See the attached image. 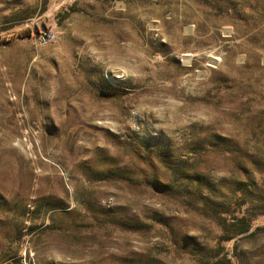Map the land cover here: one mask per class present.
I'll list each match as a JSON object with an SVG mask.
<instances>
[{
    "label": "rangeland",
    "instance_id": "1",
    "mask_svg": "<svg viewBox=\"0 0 264 264\" xmlns=\"http://www.w3.org/2000/svg\"><path fill=\"white\" fill-rule=\"evenodd\" d=\"M11 257L264 264V0H0Z\"/></svg>",
    "mask_w": 264,
    "mask_h": 264
},
{
    "label": "trees",
    "instance_id": "2",
    "mask_svg": "<svg viewBox=\"0 0 264 264\" xmlns=\"http://www.w3.org/2000/svg\"><path fill=\"white\" fill-rule=\"evenodd\" d=\"M5 264H17V262L15 259H13V257H11L5 261Z\"/></svg>",
    "mask_w": 264,
    "mask_h": 264
},
{
    "label": "built area",
    "instance_id": "3",
    "mask_svg": "<svg viewBox=\"0 0 264 264\" xmlns=\"http://www.w3.org/2000/svg\"><path fill=\"white\" fill-rule=\"evenodd\" d=\"M40 40L42 41V43H45V42L48 40V36L43 34V35L40 37Z\"/></svg>",
    "mask_w": 264,
    "mask_h": 264
}]
</instances>
